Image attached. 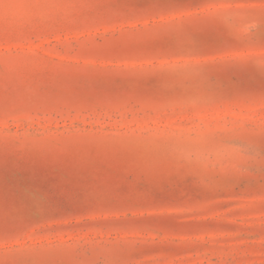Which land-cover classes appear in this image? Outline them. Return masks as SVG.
Returning <instances> with one entry per match:
<instances>
[{"label": "rangeland", "instance_id": "374dc122", "mask_svg": "<svg viewBox=\"0 0 264 264\" xmlns=\"http://www.w3.org/2000/svg\"><path fill=\"white\" fill-rule=\"evenodd\" d=\"M0 264H264V5L0 0Z\"/></svg>", "mask_w": 264, "mask_h": 264}, {"label": "snow or ice", "instance_id": "6c2138e0", "mask_svg": "<svg viewBox=\"0 0 264 264\" xmlns=\"http://www.w3.org/2000/svg\"><path fill=\"white\" fill-rule=\"evenodd\" d=\"M242 3H255L256 0H241ZM259 2L264 5V0H259Z\"/></svg>", "mask_w": 264, "mask_h": 264}]
</instances>
